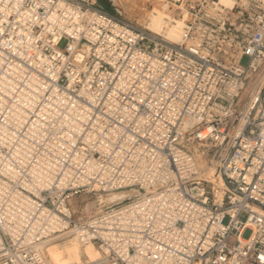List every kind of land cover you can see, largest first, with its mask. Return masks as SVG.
Returning <instances> with one entry per match:
<instances>
[{"label": "built area", "instance_id": "2783aa9c", "mask_svg": "<svg viewBox=\"0 0 264 264\" xmlns=\"http://www.w3.org/2000/svg\"><path fill=\"white\" fill-rule=\"evenodd\" d=\"M159 8L155 31L0 0V264L73 234L100 251L83 264H264V0ZM81 194L103 206L78 218Z\"/></svg>", "mask_w": 264, "mask_h": 264}, {"label": "rangeland", "instance_id": "374dc122", "mask_svg": "<svg viewBox=\"0 0 264 264\" xmlns=\"http://www.w3.org/2000/svg\"><path fill=\"white\" fill-rule=\"evenodd\" d=\"M101 4L108 9L109 11L117 14L120 18L124 20H128L133 22L136 25H146L149 10L154 7L159 8L161 6V0H100ZM147 9V10H146ZM153 30V29H152ZM66 44V40L62 41L60 46L64 47ZM243 63H246V59L243 61ZM198 159L201 163V165H204L205 163V158L203 155H201V152H198ZM134 195L132 191H125V192H113L108 195H103V202L104 204L108 205H115L119 203V201H122L124 199H128ZM97 196L95 195H90V194H81L77 197L74 198L73 200V208L77 212V217H88L89 215L97 212L103 205L99 204V200L96 198ZM247 217L246 213H242L240 218L241 220H245ZM251 229L248 228L244 231L243 236L245 238H248L251 235ZM65 236L61 239L55 240L53 242L60 243L64 239H66ZM78 239V238H77ZM79 240V239H78ZM231 242L235 241L234 237L230 238ZM78 243V242H77ZM81 243V242H80ZM78 243V246L81 250V255H82V262L80 264H83L84 262H87V254L85 253V250L90 246L93 247L92 245L87 244H80ZM58 246L65 247L71 245L68 243H60L57 244ZM97 247V246H96ZM95 250H97L95 247H93ZM99 250V249H98ZM49 255V253H47Z\"/></svg>", "mask_w": 264, "mask_h": 264}, {"label": "bare ground", "instance_id": "6f19581e", "mask_svg": "<svg viewBox=\"0 0 264 264\" xmlns=\"http://www.w3.org/2000/svg\"><path fill=\"white\" fill-rule=\"evenodd\" d=\"M166 14H167L166 11H164L161 8L155 7L152 10L150 9L149 13H147V15H149V20L147 22L148 26L155 31L161 30L164 24ZM168 35L173 39H176L178 37V33L176 32L175 29L169 31ZM77 242L80 243V241L77 239V236L73 234L70 235L69 237H66V239L60 242V243H68V244L71 243V245L69 246L61 247L57 245L60 243H56V242L49 243L45 247L46 252L49 253V255L47 254L49 263L50 264H80L82 262L81 261L82 249L80 250ZM88 245H92L97 250L89 246L85 250V253L87 254L86 259H88V261L97 259L100 256V251L94 244H87L86 246Z\"/></svg>", "mask_w": 264, "mask_h": 264}]
</instances>
